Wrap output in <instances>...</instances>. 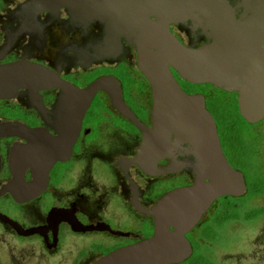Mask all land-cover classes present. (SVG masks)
<instances>
[{
    "label": "flooded vegetation",
    "instance_id": "flooded-vegetation-1",
    "mask_svg": "<svg viewBox=\"0 0 264 264\" xmlns=\"http://www.w3.org/2000/svg\"><path fill=\"white\" fill-rule=\"evenodd\" d=\"M168 1L0 0V264H95L152 238L167 215L162 200L195 184L186 145L158 148L150 167L134 163L153 110L139 51L158 45L160 23L184 46L204 39L192 22L168 19ZM171 73L204 98L246 186L215 199L184 234L191 256L181 264L244 255L264 264V119L240 117L227 131L218 113L238 111L237 96Z\"/></svg>",
    "mask_w": 264,
    "mask_h": 264
},
{
    "label": "water",
    "instance_id": "water-1",
    "mask_svg": "<svg viewBox=\"0 0 264 264\" xmlns=\"http://www.w3.org/2000/svg\"><path fill=\"white\" fill-rule=\"evenodd\" d=\"M167 3L174 5V9L166 12L168 19L172 15L175 23L192 22V29L200 31L204 39L201 44L184 46L168 31L166 23H160L158 45L139 51L140 68L152 87L153 110L152 127L144 128L142 152L134 163L150 167L152 161L147 158L157 155L158 148L160 154L163 148L168 149V143H175L176 149L186 145L195 157V184L162 200L160 209L167 215L158 218L152 238L116 250L95 264L184 263L191 256L184 234L215 199L241 196L246 191L242 174L229 165L222 152L216 123L206 109L204 98L183 91L171 69L188 83L210 85L235 94L240 117L247 123L262 121L264 0H169ZM98 86L95 84L82 94L93 95ZM52 149V161L60 159L59 149ZM70 150V145L65 146L63 154ZM171 224L175 232L169 230Z\"/></svg>",
    "mask_w": 264,
    "mask_h": 264
},
{
    "label": "trees",
    "instance_id": "trees-1",
    "mask_svg": "<svg viewBox=\"0 0 264 264\" xmlns=\"http://www.w3.org/2000/svg\"><path fill=\"white\" fill-rule=\"evenodd\" d=\"M218 120L227 131L230 130V127H227V125L233 124L237 122V120L243 121L238 111L236 109L232 110L227 104H223L220 113H218Z\"/></svg>",
    "mask_w": 264,
    "mask_h": 264
},
{
    "label": "rangeland",
    "instance_id": "rangeland-1",
    "mask_svg": "<svg viewBox=\"0 0 264 264\" xmlns=\"http://www.w3.org/2000/svg\"><path fill=\"white\" fill-rule=\"evenodd\" d=\"M228 254H231V253H228ZM243 255H244V254H243ZM246 257H247V255L241 256V258H242L243 260L240 261V264H250V263H249V260H248ZM244 258H246V259L244 260ZM194 261H195V260H193L192 262H190V264H193ZM198 263L202 264L201 262H198ZM222 264H234V262H233V261L230 262V261L228 260V261H224V263H222Z\"/></svg>",
    "mask_w": 264,
    "mask_h": 264
}]
</instances>
